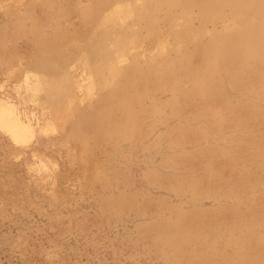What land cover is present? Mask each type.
<instances>
[{"label":"bare ground","instance_id":"1","mask_svg":"<svg viewBox=\"0 0 264 264\" xmlns=\"http://www.w3.org/2000/svg\"><path fill=\"white\" fill-rule=\"evenodd\" d=\"M0 75L43 114L1 84L0 153L55 179L42 149L70 141L101 167L94 213L49 216L60 261L264 264V0H0Z\"/></svg>","mask_w":264,"mask_h":264},{"label":"rangeland","instance_id":"2","mask_svg":"<svg viewBox=\"0 0 264 264\" xmlns=\"http://www.w3.org/2000/svg\"><path fill=\"white\" fill-rule=\"evenodd\" d=\"M12 83L15 84L12 78L9 79V77L5 75H0V85H3L1 90L9 92L13 96L10 97V100L13 101V105L17 111L27 110L34 113L32 122L36 126L37 119L43 117L42 109L31 97H29V93L25 91L22 84L13 88ZM5 92L0 91L2 94ZM81 127L83 126L75 127L72 132V138L79 140L84 136L85 131L82 130ZM59 138L62 139L61 136H56L57 140ZM26 144H28V142ZM13 145L15 146V150L23 147L21 143L16 144V142H13ZM72 145L70 141H67V145H61L57 142L50 147H44L42 149L45 155L44 157H48L46 159L49 164L52 165L54 163L52 166L56 167L59 165L58 167L60 169L57 168L61 170V172H59L60 177L55 178L57 181L54 179L55 176L51 175L52 173L39 170V165L41 164L39 159L36 156H31L29 151L26 152L25 150L19 149L21 150L19 155L15 152L8 155L0 153V197H3L0 199L6 201V208H4L5 213L0 210V264H71L72 261L75 264L77 260L78 264H98L104 257V259L110 258L106 253H102V255L98 254V258L96 254H92L93 249L89 246L82 252L79 250V253L72 254L70 257L63 260V262L59 259L62 250L56 248L52 241L56 237L55 233H57V230H53L50 225V214L56 212L67 213L69 211H79L81 206V209L85 211L80 210L79 212L94 213L97 209L93 199H96L99 194H103V188L100 186L103 179L99 176L101 167H98V164L94 163L97 162V160H94L92 165L85 160L82 161L83 148L78 145L74 148ZM27 159L34 164L33 168L29 169L28 165H26L27 163L24 161ZM50 160L51 162H49ZM9 171H14L17 182H15V180L12 182L13 179L7 175ZM59 178H61V180ZM86 185L88 191L86 190ZM90 185H95V190L92 188L90 189ZM84 187L85 189H83ZM27 192H29L28 195L32 194L31 197H25ZM59 192H65L63 193V195L65 194L64 197H62V194L59 195ZM68 193L71 195L70 198ZM82 193H85L86 196ZM57 194L62 198L59 199ZM22 195L25 196L23 197ZM28 197H30V199L33 197L31 200L34 202L28 199ZM56 197L58 200L57 202ZM65 197L67 198L65 199ZM52 198H55V200ZM13 199L15 200L14 203L19 206H22L19 204L22 200H27L26 206H22V208L24 209L25 207V209L20 210L19 208H14V204L11 202L14 201ZM17 199L18 202H16ZM69 199L70 201H67ZM93 209L95 211H93ZM26 211L27 213H25ZM3 214H5V217ZM7 214L8 216H6ZM26 236L28 240L30 239L29 236H31L29 244H27L28 240H25L27 239ZM78 239L79 238H76L74 235L71 236L68 234L62 238V242L68 248L71 246H78V248L82 249L86 244L81 238L79 241H82V243H79ZM25 241H27V243ZM33 243L35 245H33ZM25 245L29 247L26 250L23 248ZM115 257H120L119 259L122 263H125L123 262L125 261L123 255L118 254ZM119 259H116L117 262H119ZM67 261L69 263H67Z\"/></svg>","mask_w":264,"mask_h":264}]
</instances>
